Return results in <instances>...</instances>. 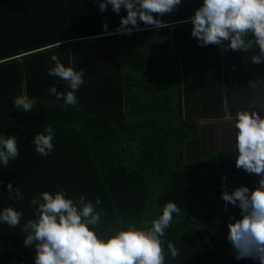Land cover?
<instances>
[{"label":"trees","instance_id":"obj_1","mask_svg":"<svg viewBox=\"0 0 264 264\" xmlns=\"http://www.w3.org/2000/svg\"><path fill=\"white\" fill-rule=\"evenodd\" d=\"M192 6L181 3L161 18L174 22L171 29L107 36L102 23L112 31L126 15L123 8L116 14L111 6L100 12L97 0H0V136L16 137L19 148L7 167L0 164V211H21L23 226L35 219L32 197L64 189L73 199L99 197L109 227H139L173 202L181 213L174 214L162 239L165 249L174 244L178 256L173 260L166 249V264H258L235 259L227 240L221 177L231 191L254 187L259 176L236 169L235 136L231 141L216 136L223 122L211 121H223L222 98L211 88H198L203 73L198 61L217 57L219 46L192 44L196 39L184 34L183 41L189 38L192 46L180 48V33L191 23L179 22L186 19L184 12L194 11ZM168 38L176 48L164 58L152 46L156 40L165 45ZM53 55L65 67L85 70L75 105L49 94L51 85L69 90L48 75ZM197 88L209 96L205 112L186 114L188 96L194 94L197 104L202 99L195 97ZM20 95L34 99L32 111L13 107ZM48 126L54 147L41 156L32 142ZM8 183L21 187L19 203L14 195L9 198ZM228 207L238 216V208ZM21 226L0 223V264H34Z\"/></svg>","mask_w":264,"mask_h":264},{"label":"clouds","instance_id":"obj_2","mask_svg":"<svg viewBox=\"0 0 264 264\" xmlns=\"http://www.w3.org/2000/svg\"><path fill=\"white\" fill-rule=\"evenodd\" d=\"M97 3L100 12L109 6L116 14L122 8L126 11L112 31L106 22L102 23L105 35L131 36L134 31L171 29L174 25L161 18L176 11L182 0H97ZM141 22L146 27L140 28ZM179 23H191L190 35L201 47L215 45L223 52L243 53L258 49L251 62L264 63V0H202L191 17ZM51 59L54 67L48 70V75L58 77L69 90L60 92L51 85L49 94L57 101L75 105L78 102L75 93L86 83L85 70L65 67L55 55ZM34 103V99L20 95L13 100V107L29 112ZM229 119L235 128V167L259 176V180L252 188L240 185L229 191L227 178L221 177L223 211L229 213L227 240L235 259L264 264V116L248 109L237 110ZM44 133H37L32 142L41 156L49 155L54 147L52 127H46ZM18 156L16 137L0 136V164L7 167ZM5 187L10 199L13 195L17 203L24 199L21 187H13L11 183ZM101 203L99 197L92 202L83 194L73 199L64 189L55 193L43 191L29 201V207H35V219H28L21 226L23 213L5 207L0 211V223L11 228L21 226L26 233L23 244L34 251V264H166V249L173 260L177 258L174 244L168 242L165 249L162 239L174 214L181 213L176 203H166L157 218L139 227L129 223L116 228L102 219L106 213L98 208ZM229 205L238 208V216L230 213Z\"/></svg>","mask_w":264,"mask_h":264},{"label":"crops","instance_id":"obj_3","mask_svg":"<svg viewBox=\"0 0 264 264\" xmlns=\"http://www.w3.org/2000/svg\"><path fill=\"white\" fill-rule=\"evenodd\" d=\"M185 2L191 3V5H193L191 8L194 9L202 4V0H182V3ZM183 14L185 15V18L188 19L191 17L193 12L188 10ZM169 21L171 20L169 19ZM173 23L171 22L170 24ZM191 28L192 25L180 33V48H183L184 46L190 48L192 44H198L197 40L191 41V44L189 38L187 39L186 36H184V38L187 40L185 42L183 41V35H189L191 33ZM165 40H163L166 42L165 45L158 43V40H156L157 42H155L152 47L156 53L162 54L164 55V58H167L169 53L176 48V44L171 41V38L170 40L169 38ZM257 52L258 49H254L253 51L247 53L231 50L223 52L219 48L217 57L214 56L210 59V56H208V59H204V62L201 59L198 61L200 65V69L198 70L203 72L205 76H207V73L211 76L205 77L204 74L200 72V77L197 78L200 80L201 85H198V88L203 89V86L211 88L213 95L220 94V97L222 98V106H220L222 108V114L219 119H222L223 121L216 120L215 118L211 121L223 122L217 127L216 136L226 138L225 141H231V139L235 136L234 124L229 117L234 116L237 110L249 109V111H256L258 114L264 116V63L255 64L251 62V57L257 54ZM203 67L206 68L204 69ZM215 77H217V82H215ZM22 88L23 90L25 89L24 83L22 84ZM198 88L196 89L197 93L195 97L202 99L199 104H197L198 102L194 103L192 100L194 99V94L192 95V99L188 96L186 106L184 108L186 114H195V111H197L198 114L205 112L204 99L209 96L204 93L203 90L199 92ZM202 146L203 144L201 147Z\"/></svg>","mask_w":264,"mask_h":264}]
</instances>
